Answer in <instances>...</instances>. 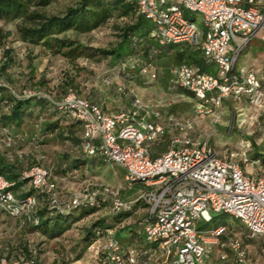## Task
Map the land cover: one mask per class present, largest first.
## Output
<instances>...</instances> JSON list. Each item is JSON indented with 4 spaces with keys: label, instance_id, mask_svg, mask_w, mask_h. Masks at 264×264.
<instances>
[{
    "label": "built area",
    "instance_id": "obj_1",
    "mask_svg": "<svg viewBox=\"0 0 264 264\" xmlns=\"http://www.w3.org/2000/svg\"><path fill=\"white\" fill-rule=\"evenodd\" d=\"M139 11L154 25L153 38L162 46L192 44L214 66L216 74L187 64L173 65L171 86L190 92L202 107L221 108L224 102L242 104L264 111V80L238 64L255 38L264 43V0H135ZM185 11L199 13L202 27L185 17ZM138 68L148 79L156 69L131 59L121 64ZM122 91V89H120ZM42 98L30 94L25 98ZM66 120L83 126L80 149L86 157L102 158L126 172L131 188L142 184L139 200L147 205L148 217L142 223L146 245L127 250L112 232L95 243L97 264H204L211 245L220 242L225 227L208 232L198 230L200 221L211 222L212 214H223L240 221L253 238L264 239V177L247 172V153L239 160L224 158L209 146L206 138H193L191 119L169 116L163 123L141 99L133 96L128 111L107 114L69 92L61 99L47 98ZM212 112V111H211ZM176 130L170 148L152 158L147 144L159 141L167 131ZM11 140V138H9ZM76 179V172L69 174ZM52 169L35 166L22 174L26 188L15 192V183L0 175V212L38 226L39 209L46 201L52 212L66 213L81 207L111 204L120 214L132 204L121 198L122 188L85 187L64 201ZM28 193H30L28 195ZM236 264L253 261L240 239L228 243ZM30 259L2 257L0 264H40L37 252Z\"/></svg>",
    "mask_w": 264,
    "mask_h": 264
},
{
    "label": "rangeland",
    "instance_id": "obj_2",
    "mask_svg": "<svg viewBox=\"0 0 264 264\" xmlns=\"http://www.w3.org/2000/svg\"><path fill=\"white\" fill-rule=\"evenodd\" d=\"M78 1L55 0L51 6L40 11L48 16H63L67 9L75 6ZM36 10V7L31 6V12ZM188 15L190 20L196 21L202 27V17L199 13L189 12ZM128 22V19L115 17L110 23L92 33L78 34L71 31L62 36L83 44L88 50H111L121 42V28ZM33 23L28 19L0 20V89L5 88L8 95L21 99L32 93L45 99L49 97L59 99L65 96L67 83L73 80L75 84L73 88L82 97L98 103L97 105L106 113L128 111L132 107L135 95L153 112H159L163 123L170 115L180 120L191 119L194 128L188 135L193 138H206L219 156L238 161L239 154L247 153L251 160L261 159V165H250L246 170L255 176L264 177V111L250 107L245 101L242 104L226 101L221 108L215 109L202 107L194 97L173 88L168 81L161 79L157 72V74L153 72L144 80L138 77V70L128 75L120 72L121 65L114 62L110 56L96 53L92 58L82 56L72 59L54 55L42 44L23 40L21 26H32ZM9 51L13 53L15 64L3 72L6 54ZM242 67L255 72L264 80V43L260 37L255 38L250 48L242 55L238 68ZM166 71V68H163L159 73L163 75ZM10 106L6 100L0 105V114L9 112ZM27 114L28 118L20 129L13 125L3 126L0 123L1 161L16 165L17 170L22 173L41 164L60 174L69 166L72 159L85 156L79 149H75L76 143L59 137V129L43 139L45 124L58 122L52 108L41 109L40 106H36ZM171 132L172 136L178 135L176 130ZM77 135L81 137L82 132L78 131ZM98 170L100 172L96 171L89 175L91 180L85 182L79 189L72 190L69 187V185L74 187L75 184L61 186L59 191L63 200L67 201L74 192L85 187H98L101 184L111 188L122 186L125 198L129 200L137 198L126 196L128 191L125 188L128 184H122L120 181L125 177L122 168L108 164ZM58 178L60 180V177ZM67 186L69 193L64 192ZM143 209L141 206L138 212ZM90 211L80 208L74 212L73 219H78ZM212 216L214 220L211 222L200 221L197 224L198 230L208 232L222 225L225 227V241L220 240L219 243L211 245V254L205 264H233L234 255L228 247L229 241L233 238L243 242L253 261L264 264V239L251 237L248 229L234 217L223 214ZM139 217L140 215H137L122 223L117 222V218L111 214L110 206H107L104 210L73 223L72 228L63 236L50 238L32 230V226L0 213V257L4 255H9L13 259L23 257V250L27 249L40 253L42 264H97L95 250L88 248L86 230L99 219L105 222L113 221L118 229L124 225L138 228ZM131 239L129 233H124L120 242L128 246Z\"/></svg>",
    "mask_w": 264,
    "mask_h": 264
},
{
    "label": "trees",
    "instance_id": "obj_3",
    "mask_svg": "<svg viewBox=\"0 0 264 264\" xmlns=\"http://www.w3.org/2000/svg\"><path fill=\"white\" fill-rule=\"evenodd\" d=\"M54 2L55 0H0V20L14 21L20 19H28L30 22H34L32 26H21L23 40L33 44H42L48 51H50L54 55H63L65 57H71L72 59H78L82 56L92 58L96 55V53H98L99 55L112 57L114 62L119 63L120 65L128 60L134 59L138 62L145 63L154 67L156 69V72L158 73V76L161 79H165L166 81H168L170 85L171 75L169 69L170 66L173 65L187 64L190 66L199 67L206 73L213 75L216 74L214 66L206 62L203 53L196 46L188 43L170 46L160 45L152 36V33L154 31V25L152 21L139 11L135 0H79L75 6L69 7L63 16H48L44 12L40 11L42 9L48 8ZM31 6L36 7L37 10L31 12ZM188 14L189 12L185 11V17L190 19ZM115 17L128 19L129 22L121 28V42L111 50H88V48L83 44L62 36L71 31L78 34L92 33L93 31L100 29L110 23V21ZM6 57L7 58L3 66V72H6L12 67V65L15 64L12 52H7ZM163 68H166L167 71L162 75V73L159 72ZM135 70H138V68H132V66H128L126 70H120V72L123 71L122 73H127L126 75H128V73H135ZM138 77L143 80L146 79L139 76V70ZM67 86L68 89L65 96L71 91L76 92L79 96H81L75 90V88H73L75 87L73 80H70V82L67 83ZM6 92L7 90L5 88L0 89V105H2L6 100L9 101L11 105L9 112L0 114V123L3 126L13 125L16 128L20 129L25 123L26 118H28L27 113L31 108L36 106H40L41 109L52 108L55 111L58 122L56 121L53 123L51 122L45 124L43 139H45L46 135L54 134L57 132L56 129H59V137L63 140L76 143L75 149L80 150V145L83 137V126L80 122L75 120H66L62 116V114H60V112L55 108L53 103L50 102L47 98L24 97L21 99H17L11 94L8 95ZM183 92L194 97L190 92ZM195 100L200 104V102L196 98ZM78 131L82 132L81 137L77 135ZM171 131L172 130L167 131L159 141L152 144H147V149L149 150L152 158L155 159L169 150L171 141L174 137V135L172 136ZM208 144L211 147L209 142ZM87 158L91 159H72L69 166L64 168V170L60 174L52 170L57 184L59 183V181L57 180L59 179L58 177H60V179H65V184H67V181L73 183H85L91 180V177L89 175L96 173V171H99L98 169H102L110 164L102 158ZM69 159L70 158L68 157V160ZM251 161H260L261 165V159L259 158ZM35 166L46 167L41 164ZM29 170L27 169L25 172ZM71 172H76V179H73L69 175ZM23 173L17 170L16 165L6 164L0 160V175H4L9 181L15 183V186L12 188V190L15 192L21 191L22 188H26L28 181L21 180ZM136 185L131 188L127 185V188L133 189ZM100 186L107 185L101 184ZM58 188H61L59 184ZM123 193V190H121L122 200L125 203L132 205L129 210H125L120 214H114L111 212L112 216L114 218H117L116 221L120 223L131 217H136L141 206L148 209L147 205L143 201L139 200L140 195L135 200H129L123 196ZM29 194L30 193H28V195ZM107 206H110L111 208L110 203H102L98 207H81L83 209H90L91 211L82 215L78 219H73L74 212L76 210H79L80 208L70 210L66 213L52 212L49 210L47 202L43 201V205L40 207L38 212L40 217L39 225L34 226L29 223H27V225L32 226V230L39 231L41 234L47 235L50 238H58L69 231L72 228L73 223L84 219L90 214H94L96 212L104 210L105 208H107ZM147 217L148 212L144 217H141V219H139L137 225L138 228L132 225H124L123 227L118 229L115 227L116 224L113 221L105 222V220H97L92 224V227L90 229L86 230V241H88L89 245L88 248L91 249L92 246L95 245V243L104 239L109 232L113 233L115 239L120 244H122L120 242L121 235L124 233H129L132 238L130 244L128 246L122 244L127 250L144 247L146 245V240L144 235V226L142 223ZM17 220H19L20 223H23L21 219ZM213 220L214 218H212V221ZM220 240L225 241L224 233L221 235ZM211 250L209 253V257L211 254ZM23 252V257L19 256L18 258L14 259H30L32 257V251L25 249L23 250ZM5 256H7L8 259H13V257H10L9 255H4L2 257ZM2 257H0V260ZM37 257L40 261V264H42L40 253L37 254ZM233 264H236L235 256Z\"/></svg>",
    "mask_w": 264,
    "mask_h": 264
},
{
    "label": "crops",
    "instance_id": "obj_4",
    "mask_svg": "<svg viewBox=\"0 0 264 264\" xmlns=\"http://www.w3.org/2000/svg\"><path fill=\"white\" fill-rule=\"evenodd\" d=\"M98 104V103H97ZM103 109V108H102ZM122 112V111H121ZM106 113V112H105ZM116 113H120V112H116ZM107 114H114V113H107ZM80 152H82V150L80 149ZM83 153V152H82ZM75 159H81V160H84V159H87V160H90L91 158H87L86 156H81V157H78V158H75ZM58 181H60L61 183H59V186L61 187H63L64 185H65V182H66V180L65 179H58ZM120 181H121V183L122 184H126L127 183V181H126V173H125V177L123 178V179H120ZM67 184H75L74 185V187L72 186H70L69 185V187L70 188H72V190L73 189H75V188H80V187H82V186H84V182L83 183H81V184H79V183H73V182H68L67 181ZM79 184V185H78ZM121 184V185H122ZM78 185V186H77ZM69 187L67 186L66 187V190H64V192H66V193H69L70 191L68 190L69 189ZM121 188H122V186H120ZM117 188H119V187H117ZM128 192L126 193V196L128 197V198H131V196H139L140 195V193L145 189V187L142 185V184H137L133 189H128L127 188V186H126V188H125ZM61 190H63V188L61 189ZM122 190H123V188H122ZM124 197H125V195H124ZM142 211V212H141ZM141 211H139L138 212V215H140V217H139V219H141V217H144L146 214H147V209L146 208H144L143 210H141Z\"/></svg>",
    "mask_w": 264,
    "mask_h": 264
}]
</instances>
